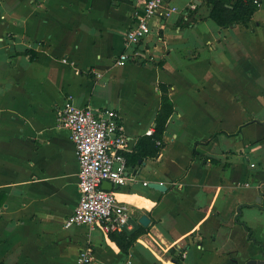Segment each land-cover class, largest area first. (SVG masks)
Instances as JSON below:
<instances>
[{
  "label": "crops",
  "instance_id": "1",
  "mask_svg": "<svg viewBox=\"0 0 264 264\" xmlns=\"http://www.w3.org/2000/svg\"><path fill=\"white\" fill-rule=\"evenodd\" d=\"M137 5L0 0L4 264H75L84 247L89 264L264 260V0L226 27L208 18L209 0H165L136 55L118 65ZM160 85L173 103L160 151L127 160L155 130ZM66 98L114 109L131 137L126 178L111 189L149 222L127 254L101 227H64L79 199L74 145L56 126Z\"/></svg>",
  "mask_w": 264,
  "mask_h": 264
},
{
  "label": "built area",
  "instance_id": "2",
  "mask_svg": "<svg viewBox=\"0 0 264 264\" xmlns=\"http://www.w3.org/2000/svg\"><path fill=\"white\" fill-rule=\"evenodd\" d=\"M164 1L138 0L134 21L124 34L125 49L116 58L118 65H124L136 55V45L150 32L151 23ZM261 2L253 0L257 5ZM190 7L195 8V4ZM56 126L69 131L79 164V199L64 220V227L88 225L106 231H122L130 211L117 199L113 189L101 186L104 181L119 186L126 178L124 152L130 149L131 137L120 123L118 113L111 108L97 111L90 106L79 107L66 98L57 111ZM91 257V249L84 247L75 264H89Z\"/></svg>",
  "mask_w": 264,
  "mask_h": 264
},
{
  "label": "trees",
  "instance_id": "3",
  "mask_svg": "<svg viewBox=\"0 0 264 264\" xmlns=\"http://www.w3.org/2000/svg\"><path fill=\"white\" fill-rule=\"evenodd\" d=\"M211 7L208 18L219 26L226 27L233 23L245 24L252 17L258 5L253 0H209ZM162 91L160 109L156 116V127L152 134L142 136L137 143L136 153L132 154L130 160L135 162L139 157H155L160 151L161 136L164 131L166 120L173 111V103L167 94V87L160 85ZM159 141V143H157ZM109 237L116 242L119 248L128 253L139 232L127 234L122 231H108ZM0 264H4L0 260Z\"/></svg>",
  "mask_w": 264,
  "mask_h": 264
},
{
  "label": "water",
  "instance_id": "4",
  "mask_svg": "<svg viewBox=\"0 0 264 264\" xmlns=\"http://www.w3.org/2000/svg\"><path fill=\"white\" fill-rule=\"evenodd\" d=\"M262 124L264 125V121H262ZM148 185L149 187L155 188L160 191L165 190V185L161 182H150L148 183ZM101 186L102 188L109 190L112 187V183L109 181H104L102 182ZM148 222H149V218L147 215L144 214L141 215L137 220L134 219L133 217H129L126 225L123 226L122 230L128 234H132L139 229V224L145 226L148 224ZM129 224L132 225V229H127V225ZM246 264H264V260L250 259L247 261Z\"/></svg>",
  "mask_w": 264,
  "mask_h": 264
}]
</instances>
